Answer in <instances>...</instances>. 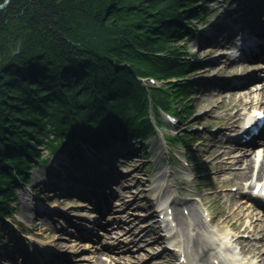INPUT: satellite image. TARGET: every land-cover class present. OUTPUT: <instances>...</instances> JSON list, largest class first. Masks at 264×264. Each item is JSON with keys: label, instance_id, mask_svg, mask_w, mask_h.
<instances>
[{"label": "trees", "instance_id": "trees-1", "mask_svg": "<svg viewBox=\"0 0 264 264\" xmlns=\"http://www.w3.org/2000/svg\"><path fill=\"white\" fill-rule=\"evenodd\" d=\"M199 1L10 0L0 11V212L19 186L12 169L24 180L52 154L77 163L82 143L99 149L129 136L143 147L158 107L182 122L195 114L192 82L143 86L135 75L178 79L197 65L181 41L193 37L182 20L200 15Z\"/></svg>", "mask_w": 264, "mask_h": 264}, {"label": "rangeland", "instance_id": "rangeland-1", "mask_svg": "<svg viewBox=\"0 0 264 264\" xmlns=\"http://www.w3.org/2000/svg\"><path fill=\"white\" fill-rule=\"evenodd\" d=\"M59 1L61 0H58V2ZM201 1L205 3V0ZM234 1L235 2L232 6L237 5L239 3L252 2L251 0ZM9 2L10 0H7L6 2L5 0H1L0 6L2 5V7H0V11L7 7ZM213 5L214 4L210 6ZM219 15L220 14L217 13L216 16ZM195 16L196 15H194V17ZM206 21L208 22L209 26H212V19L207 18ZM100 36L102 37V35ZM0 43L3 44L2 39L0 40ZM181 44H187L188 53L197 52L201 55L200 58L208 59L207 61H212L215 59L214 63L208 62L204 66L201 65L198 68L204 70L208 69V71H212V69H220V67H224L225 65L229 64L227 63L228 60L225 57L220 58V53H217V51L223 50L221 48L222 46L216 47L214 45H211L200 48L196 47L193 41L186 42V40L181 41ZM20 47L21 44L18 41L14 46L11 47L9 53L14 54L19 52ZM0 49L1 63L3 61V58L8 55H6L7 53H5L4 49H2L1 47ZM212 51H214V53H211ZM199 72H196L195 76L190 79V82H192L193 84V88L191 89L192 95L190 96L189 100L192 101L191 104L193 106V111L195 114L186 122L177 121L174 126L165 124L164 126H162L161 130L165 134H170L175 132L176 129H178L182 131V134L190 133V136L195 135L196 138L200 137L201 139H206L205 143H203L196 152H192V149L188 151V154H186L185 156L189 159V164L187 167L184 168L178 162V160H174L173 163L170 165L167 163L166 154L164 152L162 144L163 142L159 135L157 137L150 135L145 137V145L143 148L137 147L136 145L132 146L131 141H129L130 138L129 136H127V138L120 142L121 147H123V145H128L132 146L133 148V154L127 156L128 161H126L127 159L122 158H108V162L113 163L110 169L111 171L113 170L115 173V180L109 182L108 186L103 188V190H112L115 192L117 190L123 191V193L125 194V196L123 197L124 199L117 205H115V203L113 202L115 197H112L113 200H111L110 203L111 208H113V212L115 213V219H121L125 221L129 225L128 227H132L134 224H136L133 229L135 233L140 232L142 228L141 224L143 222H151L146 217V215L148 214V211H151V207L149 205L151 203V200H149V197H153L155 193L158 194L159 192H170V194L173 195L176 200L179 201L183 199L194 201L196 199L203 198L206 206H209L210 208V215L217 216L216 219L213 220V222H209V225L212 228H216V224L222 218V215L236 211L233 209L231 210L232 203L233 205H236L242 202L240 201L241 198L239 199L240 193L234 191L227 192L228 194H222V196L220 195L222 198L219 202H217L218 205L215 204L216 201L214 199L212 200L207 198V194H210L212 191L217 192L218 188H220V185L223 183L221 176L222 174H224V168L219 169L218 171L212 167L221 160L225 161V157L220 156V151L213 147L214 142L220 140L218 134L213 135L208 133L207 130L203 127V124H213L222 119L228 121V118L236 110L242 111V109L246 105L238 106L237 103L239 101H236V98H231L232 95H229V93H226V91L212 86L213 84H219L218 82L224 81V79H221L219 76H217V74H220L219 72L215 71V74H212L210 76L212 80H207L203 78L201 79ZM255 74L261 75V71L258 70L255 72ZM241 77L245 76L242 75ZM165 82L166 81L159 80L157 81V84L163 85ZM178 106H180V104ZM36 148H39L41 150V156L46 153V150L41 147V145L37 146ZM171 150L174 154V159L175 156H179L181 153L183 154L187 151L185 147H176L172 148ZM194 157L199 158L194 160ZM64 158L65 157L62 154L54 155L50 158L46 165H37L31 167L28 171L30 184H36L37 190H40V188H42L43 186V183L41 185L39 181L43 180L44 178L53 180L54 182H69L66 175L61 173L59 167L54 166V168H51V172L48 175L45 172V169L50 168V166L52 167V165H54V162L56 161L59 162L61 160L62 164L66 163V161L63 160ZM234 164L236 166H241L238 164V162H235ZM228 170L233 171L235 169L232 168ZM244 179L245 178L240 175L234 176L228 179L226 185L229 189H233V187H235L237 183L241 184ZM115 181L117 182L115 183ZM254 181L255 178L252 180V182ZM50 185L52 186V184ZM14 192L16 194V199L18 202V205L14 210V215L17 219H20L21 222H23L25 231L30 234L29 239H27L26 242L21 241V243H24L26 245L28 244L33 250L34 246L32 243H34L37 238L43 240L45 244H50L54 247L56 246L54 239L60 238L63 245H65L63 246L65 250L60 249L58 246L56 247L60 249V251L65 257L69 259L71 258L69 262L70 264H95L97 252L95 253L94 250L93 252H91L94 247H92L91 245H85L83 243H77L76 247H71L69 244H74L77 241L64 234L65 232L62 231L60 225L53 220L52 217L54 215L52 216L50 213L37 214L34 210V200L32 201L31 198H29L23 188H17L14 190ZM40 193L43 199V203L49 201L66 202L64 198L59 197L53 191H40ZM106 196H108V194ZM228 198H232L234 201H228ZM126 203L129 206L127 207V210H123ZM70 204H75V202H72ZM75 205H69V203L67 204L68 209H74L76 215H85V210L83 208L76 207ZM177 208L180 210L181 213H183L180 205H178ZM50 215L52 217H50ZM129 215L135 217L134 221H128L127 218ZM238 215L241 216V214ZM106 220L107 219H105L104 221ZM235 222L237 223V225L238 223L241 225L239 229L240 231H242L245 224H247V220H237L236 216ZM2 230L3 228L0 227V238H2L1 236L4 235V233H2ZM114 230L120 233L118 228H114ZM245 232H250V228L247 229V231ZM40 233L43 235V238ZM47 233H51L52 236H46ZM147 233L150 235L155 234L153 230ZM113 234L115 233H112V235ZM251 234V239L244 240L243 243H239L238 245H236V249L237 251L244 252L246 251V249L256 247V251H248L242 255L243 257H250L251 260L256 263L262 260V257H264V254L262 255V251H264V242L257 241V238L261 236L260 231L253 233L251 232ZM100 239L102 240L103 238L97 239V246L101 244ZM122 239L128 241L127 245H123V243L118 242V247L111 248L109 250V254H107V252L105 253L104 249L100 250L103 252L101 254V258L102 260H105L107 264H114L116 262L117 264H169L171 260L174 259L173 255H167L164 253H158L159 255L155 254L156 249L158 251L159 247L153 246V248V240H149L146 235L144 237H142L141 235H137L132 236L130 238L126 235L123 236ZM129 240L133 241L129 242ZM8 242L9 241L7 238H4L2 242L0 241V245L3 243V246H0L1 252H3L5 249H8V247L12 245H9ZM112 258L117 261H112ZM12 263L21 264L20 258H15Z\"/></svg>", "mask_w": 264, "mask_h": 264}, {"label": "bare ground", "instance_id": "bare-ground-1", "mask_svg": "<svg viewBox=\"0 0 264 264\" xmlns=\"http://www.w3.org/2000/svg\"><path fill=\"white\" fill-rule=\"evenodd\" d=\"M233 66L234 68L222 69V71L225 73L234 72L238 74V73H244L245 71L248 70L255 71L259 69V66L257 65H249L245 63L240 64L238 67H235V65ZM261 67L263 68L262 70L264 72V64ZM212 70L221 71L219 69H212ZM144 79H146V77H144ZM263 79L264 76L256 78L254 80L258 82ZM256 93L257 94L261 93L262 95H264V84H260L258 85L257 88L250 90L248 92H244L241 96H239L238 101L240 103H246L247 99L252 98V96ZM234 125L235 123L229 124V126H234ZM250 153L251 154H247V153L240 154L234 158V160L237 161L246 160L245 162H248V164L241 171L240 175L246 178V181H248V179H252L253 177H255L256 179L255 182L264 180L261 179L262 178L261 175L264 172V141L261 144V146L253 148V150ZM126 161H128V159ZM7 163L10 166H12L9 161H7ZM109 165L111 167L113 163L110 162ZM116 194L118 195V197H120V200L122 201L124 195L123 192L118 191L116 192ZM219 196H220V192H215V191H212L210 194H207V198L212 200L214 199L216 201L215 203L216 205H218L217 202L220 201ZM164 200L165 203L176 202L174 196L169 194L165 196ZM181 202L183 207H185V205L188 206L189 216L182 215L177 207L173 208L172 211L173 218L171 220L176 221L179 227L174 225L169 228L170 230H172V232L174 231L173 235L178 238L177 241L179 244L177 245V247L180 248L179 250L183 252V256L185 258V261L180 262V264H213L212 263L213 258H218L219 261H222L223 259H227V262L231 261L233 264H246L245 259L239 257V252L236 250V248L234 246L233 247L228 246V244L231 242V239L233 238L231 227H236L235 216H234L237 213L236 211L222 215V218L216 224L217 225L216 228H212L206 222L205 216L198 213L195 207L196 203L194 201L183 199ZM128 206L129 205L126 204L123 210H127ZM166 206H169V204ZM166 206L164 208H166ZM237 211L239 214L244 215L245 217L253 218L252 223L255 225V227L258 230L264 232V218L262 217V215L258 213V210L254 206L246 203H241L237 207ZM165 213L166 212H164V214ZM216 217L217 216L214 215L212 219L215 220ZM127 219L128 221H134L135 217L129 215ZM113 225L115 226V228H121L122 230L125 231L123 232L122 235L129 234L132 237V236H137L138 234L135 233V231L133 230L136 224H134L132 227H128V225L125 224V222L114 221ZM107 227L110 228L111 225L107 224ZM142 227H143L142 231H144L143 236L147 232L152 231L153 228H156L155 225L149 223H144ZM109 232L110 231H106L105 235H109ZM46 236H50V235L47 233ZM263 241H264V236L258 240V242H263ZM62 244L63 243L61 239L56 238V245L62 246ZM256 249H257L256 247H251L250 249H246V250L256 251ZM229 250L231 254L228 253ZM101 254L102 253L97 254V257L95 259V264H107L105 260H102ZM208 254H211L208 258L209 261L207 260ZM263 254L264 251H262V255ZM112 261L116 262L117 260L112 258ZM114 264H117V262Z\"/></svg>", "mask_w": 264, "mask_h": 264}, {"label": "water", "instance_id": "water-1", "mask_svg": "<svg viewBox=\"0 0 264 264\" xmlns=\"http://www.w3.org/2000/svg\"><path fill=\"white\" fill-rule=\"evenodd\" d=\"M7 0H5V2H6ZM3 6H4V4H3ZM0 7H2V5L0 6ZM18 47V46H17ZM17 51V50H16Z\"/></svg>", "mask_w": 264, "mask_h": 264}]
</instances>
